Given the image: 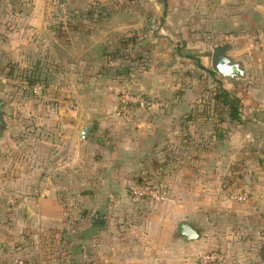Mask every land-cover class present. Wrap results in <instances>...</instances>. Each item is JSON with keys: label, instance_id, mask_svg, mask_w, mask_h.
<instances>
[{"label": "crops", "instance_id": "1", "mask_svg": "<svg viewBox=\"0 0 264 264\" xmlns=\"http://www.w3.org/2000/svg\"><path fill=\"white\" fill-rule=\"evenodd\" d=\"M263 37L264 0H0V196L19 197L6 219L30 227L28 238L48 232L66 264L106 226L135 234L138 264H192L214 249L228 263L264 264ZM218 45L230 47L239 79L212 71ZM30 68L45 83L39 96L19 85ZM214 88L239 98V122L202 117ZM121 89L152 107L122 121ZM155 161L169 200L132 201L127 189ZM67 210L85 227L68 244ZM182 222L197 239L176 234ZM14 232L0 234V264L19 254Z\"/></svg>", "mask_w": 264, "mask_h": 264}, {"label": "rangeland", "instance_id": "2", "mask_svg": "<svg viewBox=\"0 0 264 264\" xmlns=\"http://www.w3.org/2000/svg\"><path fill=\"white\" fill-rule=\"evenodd\" d=\"M23 73L24 72L22 71L21 75ZM44 84L45 83H43L42 85ZM124 90L131 92L129 89H121L120 91H118V95L121 91H124ZM26 94L33 96L32 94L27 93V92ZM118 95H117V98H118ZM203 102H204V98L202 97V103ZM202 115H205L203 112V108H202ZM30 140L31 138H28L26 141H30ZM31 141H30L31 145L26 147L27 150L25 151H28L29 150L28 148L30 146H33V143ZM47 148L48 147H46L45 145L36 146L35 151L43 153L45 149L47 150ZM259 164L261 167L262 166L264 167V158L260 160ZM45 172H46V175H48V169H46ZM239 194H242V193H232L226 196L231 197L230 199L234 200L237 203L248 202V197L246 193H244L246 194L245 201H237L235 199V196ZM18 198L19 197L14 194L6 195V197L0 196V231H1L0 234L3 233V235L5 236L12 237V235L14 234L11 233V231L14 229L15 231L14 233H17L16 237L22 236L21 238H19V240H17L15 245L13 242L10 246L11 250L19 246L18 248L19 254L12 258V264H14V259L16 258H23L27 262H31L34 264H66L65 259H62V260L60 259V254L62 253L61 252L58 253V250L56 249L57 244L53 245L55 238H48V232L46 233V232L39 231L40 233L38 232L34 237L28 238L30 237L29 236L30 234L28 232L31 230L30 227H27V226L23 227V225L15 224L12 219L11 220L6 219L7 217L5 216L6 213H10V212L12 213L16 209L14 207L17 206ZM168 200L169 199L165 201H168ZM165 201H161V202H165ZM137 202H140L142 204L158 203V202H152L149 200L137 201ZM67 213L72 214V215L69 218L70 224L65 227H62L63 229L62 237L65 236V239L68 240L67 242L68 244L72 242L73 237L80 235L83 232V229L85 227L79 224H72L74 223V221L76 220V216L78 215L77 211L67 210ZM11 227H13L12 230H11ZM201 229H203V227H201ZM97 232L98 234L95 239L96 241L86 242L84 245V249L81 250L82 251L81 253H76L77 251L76 249H74L75 253L73 255L71 254L72 258H69V260L67 261L68 264H138L139 262L143 261L142 259L137 257L136 250H135L136 248L138 247L140 248L143 245L142 243L139 242L135 234H132L133 232L131 231L121 232L124 234L115 236L113 234L114 232L111 230V228L109 229L108 226H106L105 228H102L101 231L98 229ZM127 233H129V236L125 235ZM63 246L65 245L63 244L62 247L58 246V248L62 252L66 251ZM4 249L5 248L2 245H0V251ZM170 252L172 251L170 250ZM207 252L219 253L222 256V262L220 263L202 262L200 260V255H202L203 253H207ZM207 252L196 254L194 258H192L193 261L191 260V263L192 264H233L232 262L231 263L227 262L226 254L224 252H221V250L219 251V249H214V250H210ZM147 262H150V261H147ZM162 264H173V260H169V259L163 260ZM174 264H178V263L175 262ZM179 264H183L182 261Z\"/></svg>", "mask_w": 264, "mask_h": 264}, {"label": "built area", "instance_id": "3", "mask_svg": "<svg viewBox=\"0 0 264 264\" xmlns=\"http://www.w3.org/2000/svg\"><path fill=\"white\" fill-rule=\"evenodd\" d=\"M257 47L261 54L264 55V37L260 39ZM32 68L25 71L19 80V85L21 90L32 94L33 96H39L42 91V83L40 81H34L32 84L29 83V79L32 77ZM138 107L142 109H150L152 107V102L144 95L121 91L117 98V108L115 111V116L124 122L130 119V114L133 108ZM128 196L133 201H144L149 200L152 202H161L167 200L168 190L167 185L160 175L159 171L156 169L150 170V172H144L140 176V181L136 180L127 189ZM237 201H245L246 194L242 193L235 196ZM200 260L204 263H220L222 262V256L217 252H207L200 255ZM14 264H34L27 262L23 258L14 259Z\"/></svg>", "mask_w": 264, "mask_h": 264}, {"label": "trees", "instance_id": "4", "mask_svg": "<svg viewBox=\"0 0 264 264\" xmlns=\"http://www.w3.org/2000/svg\"><path fill=\"white\" fill-rule=\"evenodd\" d=\"M31 75L33 78L29 79V83L34 81H40L43 84V80H40L37 71L32 68ZM204 102L203 105V118L212 117L217 123H221L223 119H227L229 122L240 121V100L236 96L230 95L227 91L221 88H214L210 90H204L203 92ZM169 157H167L168 159ZM165 163L158 164L156 161L151 164V167L161 172ZM140 181V177L138 179ZM21 257V256H19Z\"/></svg>", "mask_w": 264, "mask_h": 264}, {"label": "water", "instance_id": "5", "mask_svg": "<svg viewBox=\"0 0 264 264\" xmlns=\"http://www.w3.org/2000/svg\"><path fill=\"white\" fill-rule=\"evenodd\" d=\"M230 47L228 45H218L213 48L211 56V69L213 72L219 74L227 79H239L243 75V71L240 67L231 61L229 57L225 55V52ZM3 125V120L0 116V126ZM95 123H89L83 125L80 130V139H84L89 130L94 129ZM30 214V210L28 215ZM102 213L99 214L93 220L94 225H100ZM176 234L181 237L184 241H190L198 238V233L186 222H182L176 229Z\"/></svg>", "mask_w": 264, "mask_h": 264}]
</instances>
